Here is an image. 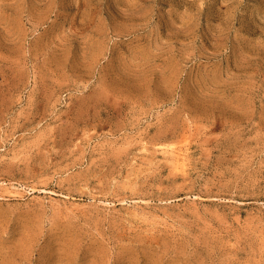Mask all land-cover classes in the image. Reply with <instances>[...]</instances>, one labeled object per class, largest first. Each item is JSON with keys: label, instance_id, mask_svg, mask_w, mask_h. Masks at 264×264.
<instances>
[{"label": "rangeland", "instance_id": "374dc122", "mask_svg": "<svg viewBox=\"0 0 264 264\" xmlns=\"http://www.w3.org/2000/svg\"><path fill=\"white\" fill-rule=\"evenodd\" d=\"M0 264H264V0H0Z\"/></svg>", "mask_w": 264, "mask_h": 264}]
</instances>
